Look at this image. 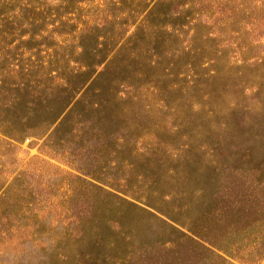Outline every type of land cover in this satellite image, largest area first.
Instances as JSON below:
<instances>
[{
	"label": "rangeland",
	"instance_id": "obj_1",
	"mask_svg": "<svg viewBox=\"0 0 264 264\" xmlns=\"http://www.w3.org/2000/svg\"><path fill=\"white\" fill-rule=\"evenodd\" d=\"M0 0V264H264V0Z\"/></svg>",
	"mask_w": 264,
	"mask_h": 264
},
{
	"label": "trees",
	"instance_id": "obj_2",
	"mask_svg": "<svg viewBox=\"0 0 264 264\" xmlns=\"http://www.w3.org/2000/svg\"><path fill=\"white\" fill-rule=\"evenodd\" d=\"M66 1L64 0V2L63 3H65ZM68 2L69 3H72V2H74V0H68Z\"/></svg>",
	"mask_w": 264,
	"mask_h": 264
}]
</instances>
